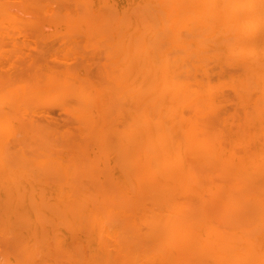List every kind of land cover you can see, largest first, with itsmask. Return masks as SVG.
<instances>
[{"label": "bare ground", "instance_id": "obj_1", "mask_svg": "<svg viewBox=\"0 0 264 264\" xmlns=\"http://www.w3.org/2000/svg\"><path fill=\"white\" fill-rule=\"evenodd\" d=\"M0 264H264V0H0Z\"/></svg>", "mask_w": 264, "mask_h": 264}, {"label": "rangeland", "instance_id": "obj_2", "mask_svg": "<svg viewBox=\"0 0 264 264\" xmlns=\"http://www.w3.org/2000/svg\"><path fill=\"white\" fill-rule=\"evenodd\" d=\"M31 33H32V31H31ZM31 43H32V42H31ZM46 53H47V52H46ZM46 53L43 52L41 56H42L43 58H45L46 55H48V53H47V54H46ZM99 58H100V57L97 56V57H95V60L98 61ZM52 60H53V59H52ZM96 61H95V62H96ZM93 69H94L93 72L95 73V72H96V65H95V64L93 65ZM231 95H233V94H231ZM52 114H53V116H54L55 118H60V111L58 110V108H54L53 111H52Z\"/></svg>", "mask_w": 264, "mask_h": 264}]
</instances>
